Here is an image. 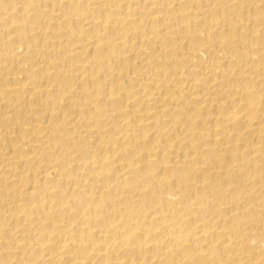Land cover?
<instances>
[{
    "label": "bare ground",
    "instance_id": "obj_1",
    "mask_svg": "<svg viewBox=\"0 0 264 264\" xmlns=\"http://www.w3.org/2000/svg\"><path fill=\"white\" fill-rule=\"evenodd\" d=\"M0 264H264V0H0Z\"/></svg>",
    "mask_w": 264,
    "mask_h": 264
}]
</instances>
